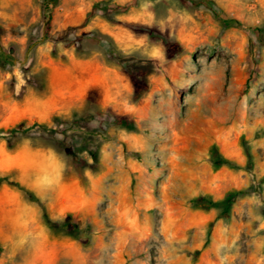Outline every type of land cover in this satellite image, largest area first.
Here are the masks:
<instances>
[{
  "label": "rangeland",
  "instance_id": "374dc122",
  "mask_svg": "<svg viewBox=\"0 0 264 264\" xmlns=\"http://www.w3.org/2000/svg\"><path fill=\"white\" fill-rule=\"evenodd\" d=\"M43 3L0 0V264H264V0Z\"/></svg>",
  "mask_w": 264,
  "mask_h": 264
},
{
  "label": "trees",
  "instance_id": "16d2710c",
  "mask_svg": "<svg viewBox=\"0 0 264 264\" xmlns=\"http://www.w3.org/2000/svg\"><path fill=\"white\" fill-rule=\"evenodd\" d=\"M53 5H54V0H44L43 9H42V12H43L42 20H43V24H44L45 29L49 28L50 21H51V8ZM231 22H233V21L223 20V23H225V24H230ZM0 58H3L5 62L12 61V58L9 55L4 53L1 45H0ZM130 80H131L132 85L134 86V91L136 93H140L141 90L138 89L137 80L133 76L130 77ZM143 90H145V89H143ZM214 164L218 165V164H220V161L216 160L214 162Z\"/></svg>",
  "mask_w": 264,
  "mask_h": 264
}]
</instances>
